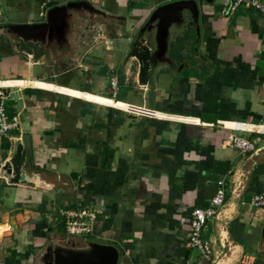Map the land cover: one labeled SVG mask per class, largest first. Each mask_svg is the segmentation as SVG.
I'll return each mask as SVG.
<instances>
[{"label":"crops","instance_id":"0c3cea01","mask_svg":"<svg viewBox=\"0 0 264 264\" xmlns=\"http://www.w3.org/2000/svg\"><path fill=\"white\" fill-rule=\"evenodd\" d=\"M74 1L0 0V93L20 123L0 134V168L15 138L28 136L34 175L32 186L11 185L0 171V264H42L50 243L81 244L60 216L81 208L98 212L87 240L115 244L118 264H264V211L250 206L264 193V18L246 7L222 17L221 0H195L196 24L172 30L173 66L139 86L137 69L123 72L113 55L124 57L128 32L178 0H84L105 16L74 15L64 47L54 42L38 57L4 30ZM75 19L102 25L103 46L82 50ZM102 58L107 68L97 67ZM108 72L116 95L108 81L111 96H101ZM233 122L245 124L238 133L256 154L223 145ZM220 180L226 205L202 231L212 249L204 258L186 247L190 216L210 205Z\"/></svg>","mask_w":264,"mask_h":264},{"label":"water","instance_id":"95a60500","mask_svg":"<svg viewBox=\"0 0 264 264\" xmlns=\"http://www.w3.org/2000/svg\"><path fill=\"white\" fill-rule=\"evenodd\" d=\"M82 13L105 16L104 12L81 0L48 9L43 22L9 24L4 30L16 39L19 50L30 54L32 49L38 57L52 48L54 42L64 47L72 27V17ZM197 17L198 4L195 0H178L157 7L142 27L128 32L131 37L127 41L124 59L126 62L135 61L132 65L138 71L139 86L155 84L161 65L173 66L174 60L168 57L172 30L177 32L196 24ZM32 169L30 139L28 136H18L13 141L12 154L0 168L2 176L8 184L32 186ZM9 226H12L11 223ZM119 256L120 250L115 244L87 240L80 244L67 240L63 243H50L43 250L40 261L42 264H118Z\"/></svg>","mask_w":264,"mask_h":264},{"label":"built area","instance_id":"2783aa9c","mask_svg":"<svg viewBox=\"0 0 264 264\" xmlns=\"http://www.w3.org/2000/svg\"><path fill=\"white\" fill-rule=\"evenodd\" d=\"M222 17H229L241 8L246 7L261 14L264 18V2L261 0H221ZM110 86L113 95H116L118 87V78L112 77ZM7 97L0 93V134L6 135L10 132L19 130V119L16 116H8L5 109V102ZM236 126L228 128L222 124V128H228L229 132L223 141V145L239 151L240 154L257 153L256 145L245 138L238 132H247L248 129L243 128L244 123L233 122ZM226 205V186L223 180L216 184V191L210 205L207 208H194L191 212L190 218V233L186 241V247L200 252L204 258H209L211 255V245L208 241L202 239L201 234L210 220H219L222 217L223 209ZM250 206L254 210L264 211V193L256 195L251 198ZM60 216L64 226L65 234L68 237H80L85 240L92 237L95 233V228L98 224V212L90 208L81 209H66L61 210ZM89 241V240H87Z\"/></svg>","mask_w":264,"mask_h":264},{"label":"rangeland","instance_id":"374dc122","mask_svg":"<svg viewBox=\"0 0 264 264\" xmlns=\"http://www.w3.org/2000/svg\"><path fill=\"white\" fill-rule=\"evenodd\" d=\"M98 20H100V19H98ZM72 24H73V30L76 32V34L78 36L81 35V37L83 35V38L81 40H84V42H83L84 48H82V50H87L89 45H91V44H94V46H97V45L103 46V41H105L104 39H106V38L108 39V35H106L107 33L103 30L104 28H103L102 25L100 26V27H102L101 31L96 29V28H98L97 26L99 25V24H97V21H95V22L92 21L91 22V21H86L84 19H81V20L75 19ZM104 33H105V38L103 39ZM95 42H96V45H95ZM113 56H114V58H113L114 61L112 60L113 63H115V61H116L119 68H121L123 66L122 67V71L123 72L125 71L126 68L127 69L136 70L135 66L132 65L135 61L131 60V61H127L126 62L123 56H121V57H116L115 55H113ZM97 60H98V63H96L97 67L99 65V66H101V69L107 68L105 66V64H104L105 61H104L103 58L102 59H97ZM69 66L70 67L73 66L72 62L69 63ZM103 71L104 70H102V73H103ZM80 72L81 71H79V73ZM110 74H111V72H108L106 74V76H104V78H102V81L104 82L105 91H100L99 89L97 91V93L99 95H101V96H111L110 93H109V87H108V81H110V79H109V77H110L109 75ZM75 84H77V83H75ZM75 84L73 86H76ZM82 87L85 88V89L92 90L91 88H88L87 86H84V85ZM101 110L106 112V108H102ZM72 238H74V239H82L80 237H72ZM88 239L89 240H93L92 238H88Z\"/></svg>","mask_w":264,"mask_h":264}]
</instances>
